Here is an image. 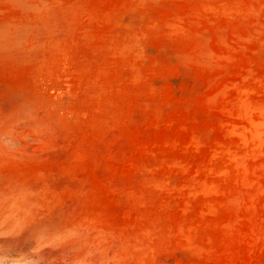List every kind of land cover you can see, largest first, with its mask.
<instances>
[{"label":"rangeland","instance_id":"obj_1","mask_svg":"<svg viewBox=\"0 0 264 264\" xmlns=\"http://www.w3.org/2000/svg\"><path fill=\"white\" fill-rule=\"evenodd\" d=\"M0 264H264V0H0Z\"/></svg>","mask_w":264,"mask_h":264},{"label":"bare ground","instance_id":"obj_2","mask_svg":"<svg viewBox=\"0 0 264 264\" xmlns=\"http://www.w3.org/2000/svg\"><path fill=\"white\" fill-rule=\"evenodd\" d=\"M46 219V218H45ZM44 221V220H43ZM51 221V220H50ZM49 222V221H48ZM39 223V222H38ZM36 224V223H35ZM34 225V224H33ZM39 225V224H38ZM42 226V225H41ZM41 226H39V229L41 228ZM51 226V225H50ZM34 227V226H33ZM44 227H46V226H44ZM52 227V226H51ZM36 228V227H35ZM41 231H42V229H40ZM45 230H47V229H45ZM41 231H40V233H41ZM38 234V233H37Z\"/></svg>","mask_w":264,"mask_h":264}]
</instances>
